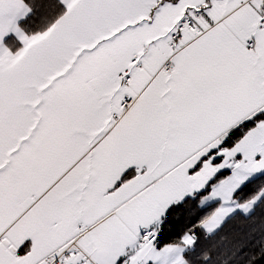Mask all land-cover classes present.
Listing matches in <instances>:
<instances>
[{
  "label": "snow or ice",
  "instance_id": "1",
  "mask_svg": "<svg viewBox=\"0 0 264 264\" xmlns=\"http://www.w3.org/2000/svg\"><path fill=\"white\" fill-rule=\"evenodd\" d=\"M258 211L264 0H0V264H264Z\"/></svg>",
  "mask_w": 264,
  "mask_h": 264
},
{
  "label": "trees",
  "instance_id": "2",
  "mask_svg": "<svg viewBox=\"0 0 264 264\" xmlns=\"http://www.w3.org/2000/svg\"><path fill=\"white\" fill-rule=\"evenodd\" d=\"M257 186L254 185L252 189H249L245 195L251 193V191L255 190ZM204 215V212L200 209L198 205H188L186 208L181 209L179 212L175 213L173 217L170 218V225L165 230L161 237L162 243H170L175 242L179 239L181 233L184 231L186 226L191 225L192 223L196 222L201 216ZM179 217V219H176ZM264 223V211H258L256 217L253 220H245L244 218H239L233 224H231L223 234L228 240L237 237H244L250 229L253 227H259ZM259 236V233H256ZM220 243L219 238L217 241H204L202 239L201 246L212 248L213 245H218Z\"/></svg>",
  "mask_w": 264,
  "mask_h": 264
}]
</instances>
